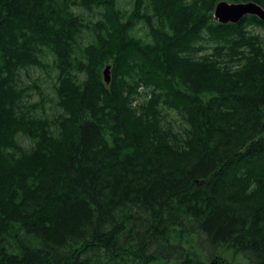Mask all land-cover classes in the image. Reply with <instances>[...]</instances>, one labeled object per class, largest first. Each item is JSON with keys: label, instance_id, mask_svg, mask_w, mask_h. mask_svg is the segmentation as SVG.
Instances as JSON below:
<instances>
[{"label": "trees", "instance_id": "16d2710c", "mask_svg": "<svg viewBox=\"0 0 264 264\" xmlns=\"http://www.w3.org/2000/svg\"><path fill=\"white\" fill-rule=\"evenodd\" d=\"M219 1L0 0V264H264V20Z\"/></svg>", "mask_w": 264, "mask_h": 264}, {"label": "rangeland", "instance_id": "374dc122", "mask_svg": "<svg viewBox=\"0 0 264 264\" xmlns=\"http://www.w3.org/2000/svg\"><path fill=\"white\" fill-rule=\"evenodd\" d=\"M121 1L125 2L126 0ZM21 80L24 84L27 85H32L33 82L37 80V84L42 88L43 96L49 99L53 96L51 90L53 83V73L49 71V69H44L37 66L31 67L21 74ZM27 94L28 97L25 98L26 101H29L31 99L38 100V97H40V93H38L36 88H31ZM45 107L46 109H49V112L55 111V108H53V104L50 100L46 99ZM50 107L52 109H50ZM21 142L25 143L26 141L23 139L21 140ZM211 258L212 257L208 256L206 258H203L202 261L206 264H209ZM214 264H248V262L244 255L234 257L230 252H225L223 254V259L221 261L217 260V262H215Z\"/></svg>", "mask_w": 264, "mask_h": 264}, {"label": "water", "instance_id": "95a60500", "mask_svg": "<svg viewBox=\"0 0 264 264\" xmlns=\"http://www.w3.org/2000/svg\"><path fill=\"white\" fill-rule=\"evenodd\" d=\"M248 14L256 15L259 19L264 20V9L255 1L227 2L221 0L215 5L213 16L220 23H237ZM103 77L105 83L108 84L111 78L110 65L105 66Z\"/></svg>", "mask_w": 264, "mask_h": 264}]
</instances>
